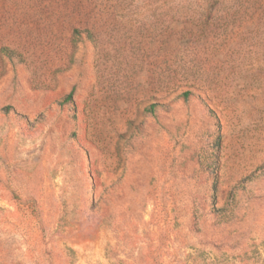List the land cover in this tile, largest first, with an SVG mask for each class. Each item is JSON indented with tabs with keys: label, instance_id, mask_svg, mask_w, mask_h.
Returning a JSON list of instances; mask_svg holds the SVG:
<instances>
[{
	"label": "rangeland",
	"instance_id": "374dc122",
	"mask_svg": "<svg viewBox=\"0 0 264 264\" xmlns=\"http://www.w3.org/2000/svg\"><path fill=\"white\" fill-rule=\"evenodd\" d=\"M128 1L0 0V264H264V0Z\"/></svg>",
	"mask_w": 264,
	"mask_h": 264
},
{
	"label": "trees",
	"instance_id": "16d2710c",
	"mask_svg": "<svg viewBox=\"0 0 264 264\" xmlns=\"http://www.w3.org/2000/svg\"><path fill=\"white\" fill-rule=\"evenodd\" d=\"M116 4H121L122 6H125V4H131V1L128 0H116ZM161 6H163L164 8H166L167 10H171L177 7V9L182 10L183 8H186L185 10H189L190 5L186 0H162ZM102 10V8L100 9V11ZM85 33L86 34V38L89 40H93L95 38V34L93 29H85L84 31H76V36H78V38L82 37V34ZM8 53L10 52L9 49H5ZM189 95V92H185L184 96L187 97ZM72 95H68L66 97V100H71ZM150 110L154 111V106L150 107Z\"/></svg>",
	"mask_w": 264,
	"mask_h": 264
}]
</instances>
